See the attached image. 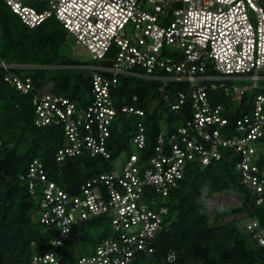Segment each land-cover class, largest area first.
Instances as JSON below:
<instances>
[{
  "label": "built area",
  "instance_id": "built-area-1",
  "mask_svg": "<svg viewBox=\"0 0 264 264\" xmlns=\"http://www.w3.org/2000/svg\"><path fill=\"white\" fill-rule=\"evenodd\" d=\"M5 2L32 28L55 17L95 61L103 62L90 70L93 98L82 106L52 92L50 82L38 86L31 76L16 71L20 66L0 59L5 81L32 94L35 124L64 126L65 143L57 160L85 153L111 158L107 140L119 110L112 91L122 73L159 80L162 89L183 83L175 97L166 92L163 100L174 112L189 103L183 123L159 131L151 155L140 158L132 152L121 167L115 160L111 170L84 182L77 193L48 179L39 158L30 161L20 177L39 203L40 221L52 245L32 254V264H61L56 248L79 236L82 223L97 215L111 219L113 232L78 264H132L141 252L148 264H157L152 242L165 226L171 188L179 185L189 162L205 167L223 158L224 149L234 150L241 182L256 203L264 201V0ZM231 78H251L254 85H230ZM211 91H220L237 106L248 104L233 126L225 115L227 107L214 102ZM121 110L137 117L132 142L139 152L147 146L145 111L132 105ZM219 196L238 201L236 195ZM245 226L264 247V227L258 228V220L249 217ZM176 261V252L170 250L165 262Z\"/></svg>",
  "mask_w": 264,
  "mask_h": 264
},
{
  "label": "trees",
  "instance_id": "trees-1",
  "mask_svg": "<svg viewBox=\"0 0 264 264\" xmlns=\"http://www.w3.org/2000/svg\"><path fill=\"white\" fill-rule=\"evenodd\" d=\"M68 36L67 29L55 17L32 28L5 0H0V59L20 66L16 71L31 76L36 85L50 82L52 92L83 106L93 98L91 72L63 53ZM4 76L0 67V264H32V254L51 250L52 245L50 234L40 221L39 203L29 192L27 181L20 177L30 161L39 158L48 179L70 193H77L84 182L111 170L120 154L134 152L132 137L137 117L123 112L122 106L132 105L145 111L142 121L147 128V146L139 150L140 158H145L153 153L163 127L172 128L184 122L189 103L174 112L163 100L166 92L175 97L177 90L185 88L183 83L173 82L168 89H162L159 80L122 73L112 91L119 110L107 140L111 158L85 153L59 161L56 154L65 143L64 126L36 125L32 94L21 93ZM212 96L214 102L227 107L225 115L231 126L243 115L241 109L248 108L246 103L235 105L220 91H211ZM236 159L233 149H224L223 158L205 167L197 162L188 163L183 179L166 197L169 212L165 226L152 242L157 264H173L165 262L170 250L177 254L174 264H264V247L245 226V220L252 217L258 220V228L264 227V201L257 204L241 182ZM220 193L236 195L238 201L212 213L210 200ZM112 232L107 215L84 221L79 236L56 248L61 264H78L82 255L92 254L102 238ZM147 259L141 252L132 264H148Z\"/></svg>",
  "mask_w": 264,
  "mask_h": 264
},
{
  "label": "rangeland",
  "instance_id": "rangeland-1",
  "mask_svg": "<svg viewBox=\"0 0 264 264\" xmlns=\"http://www.w3.org/2000/svg\"><path fill=\"white\" fill-rule=\"evenodd\" d=\"M62 51L69 57H72L73 59H76L77 61L81 62L80 67L85 68V70L88 71L94 70L96 66H99L103 63L101 60L95 61L92 58V54L90 53V51L83 45L77 44L74 37L70 35L68 36V40L64 43L62 47ZM260 82L263 83V81ZM227 83H229L230 85L235 84L244 87H251L254 85V81L251 78H231L227 80ZM254 92L255 91L253 90L247 91L250 97L254 96ZM231 96H233V93L231 94ZM133 151L139 153L135 147L133 148ZM127 157L128 153L123 152L116 159V164L121 167ZM235 202H226V200H224L221 196L217 195L215 198L210 200L211 212L214 213V209L221 206H230L233 205ZM39 217L40 216L38 215L37 218L39 219Z\"/></svg>",
  "mask_w": 264,
  "mask_h": 264
},
{
  "label": "water",
  "instance_id": "water-1",
  "mask_svg": "<svg viewBox=\"0 0 264 264\" xmlns=\"http://www.w3.org/2000/svg\"><path fill=\"white\" fill-rule=\"evenodd\" d=\"M210 210H211V206H210ZM216 209H214V212H215Z\"/></svg>",
  "mask_w": 264,
  "mask_h": 264
},
{
  "label": "clouds",
  "instance_id": "clouds-1",
  "mask_svg": "<svg viewBox=\"0 0 264 264\" xmlns=\"http://www.w3.org/2000/svg\"><path fill=\"white\" fill-rule=\"evenodd\" d=\"M220 194H224V193H220ZM219 195V194H218Z\"/></svg>",
  "mask_w": 264,
  "mask_h": 264
}]
</instances>
